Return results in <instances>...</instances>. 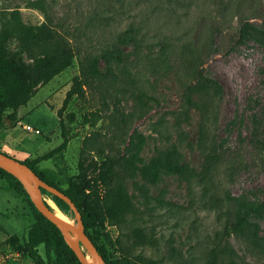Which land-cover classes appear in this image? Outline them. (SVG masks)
Masks as SVG:
<instances>
[{
	"label": "rangeland",
	"instance_id": "obj_1",
	"mask_svg": "<svg viewBox=\"0 0 264 264\" xmlns=\"http://www.w3.org/2000/svg\"><path fill=\"white\" fill-rule=\"evenodd\" d=\"M5 7L19 8L27 23L47 22L73 60L18 109L15 123L6 112L0 149L24 160L66 141L64 149L40 162L64 175L77 172L83 152L116 157L117 175L126 180L136 210L122 225L106 222L97 228L109 260L145 256L157 264H204L226 218L225 192L264 200V152L252 143L256 120L261 122L258 135L264 137V48L253 41L238 44L236 21L209 26L202 0L190 6L177 0H0V12ZM250 7L252 20H264V0H252ZM132 27L142 35L140 45L119 41ZM113 43L120 44L125 57L117 74L86 78L89 56ZM191 43L199 44L207 76L221 86L209 133L198 104L188 116L182 114ZM11 47H17L16 40ZM75 76L86 80L85 94L73 96L65 109L64 115L73 112L75 119L65 117L64 136L58 109ZM139 88L160 100L145 114L133 95ZM28 123L41 132L25 129ZM213 148L224 154V161L210 160ZM166 157L185 163L191 176L162 168L156 179H148L125 165L132 160L145 166ZM228 165L233 166L229 173ZM0 167L6 170L0 169V264H38L39 259L56 264L55 240H46L47 219L24 183ZM42 192L51 206L50 200L55 201L77 223L67 204ZM254 220L264 237V216ZM230 244L225 262L264 264V253L244 236L233 235Z\"/></svg>",
	"mask_w": 264,
	"mask_h": 264
},
{
	"label": "trees",
	"instance_id": "obj_2",
	"mask_svg": "<svg viewBox=\"0 0 264 264\" xmlns=\"http://www.w3.org/2000/svg\"><path fill=\"white\" fill-rule=\"evenodd\" d=\"M177 1L184 5L187 4V6L195 2V0ZM251 1L202 0L203 4L207 6L203 20L209 26H211V22L218 26L221 23L236 21V42L238 44L253 41L264 48V20L261 22L252 20L255 17L253 9L250 7L251 10H247ZM169 3H172V0H169ZM119 37L120 42L130 41L140 45L139 41L142 35L132 27V29H127L123 37L122 34ZM13 40L17 41V47L14 49L11 47ZM119 43H113L89 56L86 78L103 79L117 74L118 66L125 59L124 50ZM196 44L189 45L193 54L187 61V77L182 92L184 101L182 114L185 117L188 116L191 106L198 104L203 109V125L209 133L214 118L213 109L220 96L221 86L216 80L207 76L204 68L205 61L200 54L201 48L199 44L197 46ZM23 53H28L29 59H26ZM72 60L73 54L70 48L61 41L55 40L54 30L47 22L27 23L23 20L19 8H2L0 12V129L5 126L7 111H10L7 118L15 123L18 109L27 104L41 86L67 69ZM127 72L130 80L134 82L131 72ZM85 83L86 80L75 76L71 87L67 90L63 105L58 109L59 125L64 136L67 133L65 117H69L71 120L75 119L73 112L64 115V111L73 96L84 97ZM133 95L142 103L143 114L160 104L157 97L142 88L135 90ZM195 98L198 99L195 100ZM262 109L264 110V104ZM260 124L261 122L256 120L252 143L256 149L264 152V137L258 135L257 129ZM214 140L215 138H213ZM65 147L66 141L43 154L27 157L22 161L35 170L43 180L61 189L74 201L81 213L86 233L103 255L106 264H157L155 259L145 256H139L138 259L109 260L104 247L99 244L95 232L106 222L115 225L124 224L129 219V215L135 213L136 205L128 191L126 180L117 175L118 160L114 156H105L100 159L90 152H83L78 161L77 172L67 175H64L62 170L40 165L41 161L49 159ZM0 151L4 152L1 149ZM211 152L210 160L212 162L224 161V154L218 152L216 148H213ZM125 163L130 170L148 179H156L162 168L191 176L185 163L169 157L163 161L155 160L145 166H138L132 160H126ZM232 167L228 165L226 171L229 173ZM0 169L6 171L4 168L0 167ZM10 174L12 175V173ZM225 195L226 218L221 230L216 233L210 256L204 264H230V262H225V258L233 250L230 244V238L233 235L244 236L256 250L264 253V237L260 234L259 223L254 220L264 216V200L233 196L227 192ZM55 197L71 208L65 200L57 195ZM46 203L49 205L47 201ZM230 207L234 208L232 217L229 215ZM36 210L39 211L38 208ZM39 213L44 216L42 212L39 211ZM44 217L48 221L46 240L48 242H51L52 239L55 240L56 264H81L58 226L46 216ZM86 252L88 253L87 250ZM38 264H44V261L39 259Z\"/></svg>",
	"mask_w": 264,
	"mask_h": 264
},
{
	"label": "water",
	"instance_id": "obj_3",
	"mask_svg": "<svg viewBox=\"0 0 264 264\" xmlns=\"http://www.w3.org/2000/svg\"><path fill=\"white\" fill-rule=\"evenodd\" d=\"M0 165L9 169L26 186L35 206L49 220L55 223L61 230L66 242L74 250L81 264H92L88 260V253L95 264H106L103 255L98 250L92 239L85 231L81 213L74 201L61 189L43 180L35 170L22 160L0 151ZM35 182V187L32 183ZM42 188L65 200L75 213L76 224L57 214L56 210L46 203ZM88 251V253L86 252Z\"/></svg>",
	"mask_w": 264,
	"mask_h": 264
},
{
	"label": "bare ground",
	"instance_id": "obj_4",
	"mask_svg": "<svg viewBox=\"0 0 264 264\" xmlns=\"http://www.w3.org/2000/svg\"><path fill=\"white\" fill-rule=\"evenodd\" d=\"M54 202L50 200V203L52 204V206L56 210L57 214L60 215V216H62V217H64L65 219L71 221L70 218L58 207V205L55 204L56 202L55 203ZM88 260L90 261V263H92V260H91L90 257H88Z\"/></svg>",
	"mask_w": 264,
	"mask_h": 264
},
{
	"label": "built area",
	"instance_id": "obj_5",
	"mask_svg": "<svg viewBox=\"0 0 264 264\" xmlns=\"http://www.w3.org/2000/svg\"><path fill=\"white\" fill-rule=\"evenodd\" d=\"M25 129L29 130V131H35L36 133H40V129L39 128H34L31 124H26L24 125Z\"/></svg>",
	"mask_w": 264,
	"mask_h": 264
}]
</instances>
